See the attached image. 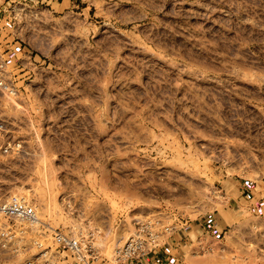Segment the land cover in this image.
Listing matches in <instances>:
<instances>
[{
  "label": "rangeland",
  "instance_id": "374dc122",
  "mask_svg": "<svg viewBox=\"0 0 264 264\" xmlns=\"http://www.w3.org/2000/svg\"><path fill=\"white\" fill-rule=\"evenodd\" d=\"M0 38V200L42 221L0 264L56 228L118 264L146 217L183 264H264V0H0Z\"/></svg>",
  "mask_w": 264,
  "mask_h": 264
},
{
  "label": "built area",
  "instance_id": "2783aa9c",
  "mask_svg": "<svg viewBox=\"0 0 264 264\" xmlns=\"http://www.w3.org/2000/svg\"><path fill=\"white\" fill-rule=\"evenodd\" d=\"M10 55V48L0 38V89L12 93L15 81L9 70ZM41 222L36 205L26 198L13 195L0 200V246L7 248L17 243L30 231H37ZM174 230V225L161 217L137 220L124 244L115 249L114 259L118 264H151L155 253L165 251ZM52 231L54 249L34 241L39 248L35 257L39 264H93L104 259L101 246L96 242L99 231H90L87 236L57 228Z\"/></svg>",
  "mask_w": 264,
  "mask_h": 264
},
{
  "label": "crops",
  "instance_id": "0c3cea01",
  "mask_svg": "<svg viewBox=\"0 0 264 264\" xmlns=\"http://www.w3.org/2000/svg\"><path fill=\"white\" fill-rule=\"evenodd\" d=\"M226 237H227V234L224 236V238L226 239ZM210 238L212 239V236H210ZM165 251L169 252V254L172 255L170 257L171 262L169 264H183V263H186V260L188 259V251H185V249H183L182 247L181 248H175V249L170 247V248H167ZM161 255H162V257L166 256V254L164 252H162ZM193 257L195 258L196 256H193ZM157 264H164V263L160 262Z\"/></svg>",
  "mask_w": 264,
  "mask_h": 264
}]
</instances>
